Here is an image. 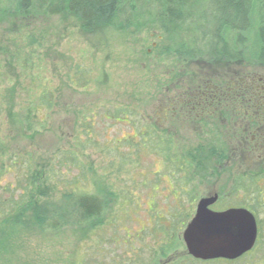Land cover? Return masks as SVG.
Instances as JSON below:
<instances>
[{"label": "rangeland", "instance_id": "1", "mask_svg": "<svg viewBox=\"0 0 264 264\" xmlns=\"http://www.w3.org/2000/svg\"><path fill=\"white\" fill-rule=\"evenodd\" d=\"M35 3L22 15L0 14V202L19 196L18 183L31 167L44 171L42 205H63L64 195L79 187L91 195L125 190L127 204L90 233L1 223L0 264H264V179L253 189L257 196L229 197L236 177L264 172V146L249 143L264 139V65L183 61L178 45L192 33L194 19L166 30L155 3L128 27L90 33L74 16L50 15ZM196 48L211 49L202 42ZM249 82L248 90L237 88ZM213 90L215 98L201 108L197 103ZM44 94L52 107L42 105ZM156 130L179 154L218 142L237 152L224 163L207 155L212 178L196 177L191 200L163 179L162 158L151 150ZM215 194L226 195L222 207L255 210L260 241L237 261L195 260L182 239L180 223L194 216L201 198ZM162 248L166 257L159 255Z\"/></svg>", "mask_w": 264, "mask_h": 264}, {"label": "trees", "instance_id": "2", "mask_svg": "<svg viewBox=\"0 0 264 264\" xmlns=\"http://www.w3.org/2000/svg\"><path fill=\"white\" fill-rule=\"evenodd\" d=\"M9 1L0 0L1 15H22L29 10L31 4V0H14L16 2L14 6V4H9ZM35 1L38 9L50 15L74 16L81 23V29L87 33L104 28L123 29L128 27L131 23L139 20L147 4H150V2L152 4L155 3L158 5L160 19L164 23L165 26L163 27L166 30L177 28L180 24L182 26L189 20L194 19L195 24L192 33L187 37L186 41L178 45V52L183 61L198 62V64L210 66L220 64L228 66L238 62L250 64V67L264 65V0H207L203 8L201 6L200 9H197L198 11H195L194 8L199 0ZM1 5L4 6L2 7ZM5 6L7 7L5 8ZM131 14H135L133 18L129 16ZM199 42L210 45V51L203 52L200 51V48L197 49L196 46L198 47ZM82 78L83 76L78 79L83 80ZM249 83H245L244 86L238 83L237 88L242 91L244 88L248 90L253 86L252 82ZM212 92L215 93L214 90ZM210 97L211 101L214 95L211 94ZM199 101L197 104L201 103V100ZM203 102L205 104L206 101L203 100ZM41 103L52 107L48 94L42 96ZM125 112L123 111V113ZM250 126L252 129H258V127L253 128L252 124ZM252 129L250 127L247 128L248 131ZM151 133L156 136V141L151 144L153 146L151 150L157 157L162 158L166 168L163 179L169 178L172 188H177L182 195H189L191 200L196 194V177L206 178L209 176L212 178L208 173V165L205 160L206 158L208 159L207 155H209V159L213 157V159L215 158L219 162L224 163V160L227 161L232 158V154L234 155L237 152L218 142L211 143L209 148L200 143L186 153L182 152L179 154L175 149L174 141L167 138L166 133H161L159 130ZM252 133L253 131L249 132V135L252 136ZM153 135L152 137H154ZM255 135L258 136V132H255ZM137 147L133 146V148ZM251 149L254 153L259 148L253 147ZM259 155H263V152ZM127 161L120 166L118 169L119 173L123 172L124 168L126 169ZM261 161H263V158ZM43 172L40 169L27 168L25 174L22 175L24 179L18 183L19 196L15 198L12 195L7 201L0 202V224H33L41 232L45 233H58L69 228L83 229L90 233L104 227L111 219L110 217L115 214V208L119 204L123 201L122 205L127 204L126 195L123 194L125 190H120V193H116L111 188H106L105 190L101 189L95 195H91L87 191L82 190V187H79L77 191L64 195L63 205H42L40 203V195L42 194L40 187ZM48 175L50 176L51 174L48 173ZM258 179H264V174L260 178L256 175H248L246 178L243 176L236 177L229 188V197H234L240 192H245L250 196H257L258 194L253 189L257 187ZM153 187L160 191L159 186ZM173 193L177 194V192ZM224 198L222 196L217 205L222 207ZM7 202L11 205L9 210L4 208ZM232 208H244L255 215V210L247 204L222 207L219 211ZM156 216L157 214L153 215L154 218ZM168 216L170 215H163L164 221L160 222V224L163 226L168 225L169 220H166L169 219ZM190 220V218L183 220L180 223V227L185 229ZM112 222L113 220L109 225H112ZM176 230L174 229V231ZM259 241L260 236L258 238ZM159 255L166 257V248H162Z\"/></svg>", "mask_w": 264, "mask_h": 264}, {"label": "water", "instance_id": "3", "mask_svg": "<svg viewBox=\"0 0 264 264\" xmlns=\"http://www.w3.org/2000/svg\"><path fill=\"white\" fill-rule=\"evenodd\" d=\"M219 195L202 198L195 215L182 233L187 253L195 260L236 261L251 252L257 243L254 214L244 208L214 211Z\"/></svg>", "mask_w": 264, "mask_h": 264}, {"label": "flooded vegetation", "instance_id": "4", "mask_svg": "<svg viewBox=\"0 0 264 264\" xmlns=\"http://www.w3.org/2000/svg\"><path fill=\"white\" fill-rule=\"evenodd\" d=\"M211 94L214 95V97H213V99H214V98H215V95H216L215 93L212 92V93H210V94H204V96H205L204 100H205L206 102H209V101H210V99H211L210 95H211ZM213 99H212V100H213ZM198 105H199L200 107H201V106H204V107H205L204 102H201V103L198 104ZM258 136H260V135L258 134ZM252 139H253V140H250L249 143L252 142V141H254V142H257V144L259 145V147H260V145L264 146V139H262V137H259V140H258V141L254 140V137H253ZM244 141H245V140H244ZM245 142H246V141H245ZM256 146H257V145H256ZM263 150H264V149H263ZM262 158H263V161H262V162L264 163V151H263V155H260V156H259V159L262 160ZM263 173H264V172H262V173L259 174V178H260L261 174L263 175ZM247 176H248V175H245V176L243 175L244 178L247 177ZM232 184H233V182H232ZM231 186H232V185H231ZM257 223H258V221H257ZM258 230H259V227H258Z\"/></svg>", "mask_w": 264, "mask_h": 264}]
</instances>
